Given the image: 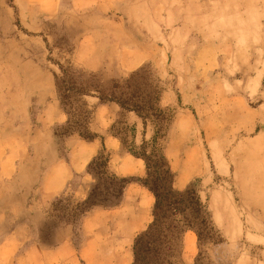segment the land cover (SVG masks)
I'll return each mask as SVG.
<instances>
[{
  "label": "rangeland",
  "instance_id": "374dc122",
  "mask_svg": "<svg viewBox=\"0 0 264 264\" xmlns=\"http://www.w3.org/2000/svg\"><path fill=\"white\" fill-rule=\"evenodd\" d=\"M75 1L61 0L59 15L37 38L23 33L24 26L31 14L40 15L39 8L47 13L51 0H0V34L11 31L12 37H22L30 58L45 46L40 57L54 73L52 92L67 118L54 128L60 153H68L69 140L80 139L76 130L86 129L100 144L102 138L117 137L119 145L105 147L111 156L109 174L142 183L146 164L132 153L141 152L144 139L151 141L156 115L164 135L159 147L172 170L169 182L176 192L195 191L202 205L197 212L193 196L184 198L174 264H264V0H78L74 12L70 6ZM186 1L197 4L188 13ZM88 18L100 43V50L90 46L86 61L94 70L81 67L76 58L81 26ZM5 61L13 63L9 54H0L4 75L12 71L3 67ZM17 87L9 83L5 88ZM102 97L137 106L143 116H151L147 129L136 112L102 102ZM99 102L116 108L106 130L96 120ZM14 103L0 100V202L5 191L15 193L22 169L19 159L5 164V152L33 140L21 131L24 109ZM28 118L36 121L35 115ZM121 169L140 175L124 177ZM80 180L74 176L66 193L51 203L39 231L15 203L0 205V222H7L0 227V264H118L128 250L134 264L135 240L154 222V208L149 226L131 244L119 245L115 239L122 235L128 242V230L118 231L115 218L107 226L100 215L90 226L85 223L94 208L82 204L97 180L88 172L83 197ZM101 185L109 187L110 181ZM176 220H183L182 215ZM67 227L73 250L53 252L63 236L57 238L56 229ZM92 232L95 239L85 252Z\"/></svg>",
  "mask_w": 264,
  "mask_h": 264
},
{
  "label": "crops",
  "instance_id": "0c3cea01",
  "mask_svg": "<svg viewBox=\"0 0 264 264\" xmlns=\"http://www.w3.org/2000/svg\"><path fill=\"white\" fill-rule=\"evenodd\" d=\"M77 3L78 0L70 6L74 12L79 9ZM193 6H197V4H189V1L184 2L185 13H188L189 10H194ZM59 8H61V0H51V7L47 13L45 9L41 10L39 8L40 15L38 13L36 17L34 14L29 16L30 20L26 21L23 33L36 34L37 38L38 36L42 37L45 35L49 23L59 15ZM40 16L41 18L37 19ZM86 20L83 19V21ZM91 21V18H88L87 22L82 23V33L80 34L78 49L76 50V58L81 63V67L94 70L97 67L87 65L86 61L90 52V46L96 45L97 49L100 50V43L94 40L96 27L91 24ZM21 23L23 24L22 20ZM5 32L4 35L0 34V38L7 37V40L9 38L12 39L8 41L4 39L0 40V54H5V56L9 54L10 61H13V63L7 64L5 61L6 64H3L4 68L11 69L12 71L5 75L0 73V100H4L5 102L15 101L14 105L16 107L24 109V112L21 114L23 121L20 128L24 135L27 133L32 134L33 140L31 142L23 141L17 148H10V150L5 152V164H12L13 161L15 162L19 159L22 169L21 173L16 175L15 193L11 190L9 193L5 191V201L0 202V205L5 207L8 202L11 205L15 203L21 213H27L31 223L30 226L39 231L45 225L46 210L53 201L66 193L73 177H80L81 183L79 189L82 191L83 197L87 188L89 164L95 155L98 154L100 147H106L111 142L119 145L120 140L117 137H110L107 140L102 138L100 144L97 139L86 141L79 137L80 139L68 141L70 145L69 151L66 155H62L55 141L54 128L56 125L66 123L67 118L63 116L56 95L52 92L54 90V73L47 67L44 60H41L42 57H40V55H44L45 46L40 45L38 47L40 54L33 53V57L30 58L28 53H25L26 49L21 45L20 40L22 39L19 40L22 37H12L11 31L10 34H5ZM14 68L16 70H13ZM9 83L18 86L15 91L5 88ZM91 99L93 98L91 97ZM14 105L12 104L11 107ZM4 106L6 107V104ZM115 109L112 105L101 104L100 102L96 104V120L102 130L108 128V120L114 116ZM34 110L35 112H33ZM32 115L36 116L35 122L32 119L29 122L28 117L31 116L32 118ZM134 160L144 162L137 157ZM120 175L134 177L139 176L140 173L133 170L125 173L121 169ZM4 178H6L5 175ZM154 205V195L142 183L132 182L127 185L119 206L114 207L113 210L94 208L87 213L85 223L90 226V221L100 215L101 224L107 226L108 221L115 218V225L118 231L123 227L128 230V242L121 235L115 239L116 242L114 241V243L124 246L129 245L134 237L144 231L152 222ZM4 212H6V208H4ZM6 224V220L1 221L0 227L3 225V228H5ZM71 234V229L68 227L56 229V237L63 236L53 245V252L59 250L71 253L74 246ZM89 235L90 237L87 238L88 240L86 239L83 246L85 252L88 251V248L95 239L92 237L94 236L93 232ZM38 240L40 242V238ZM8 243L6 241L4 244L7 245ZM191 243L192 238H189L188 244L191 245ZM122 249L125 250V248ZM46 250L48 249L42 250V256H40L43 262ZM114 254H120V252L116 251ZM123 255V258L117 259L118 264H131L133 260L132 253L128 250Z\"/></svg>",
  "mask_w": 264,
  "mask_h": 264
},
{
  "label": "trees",
  "instance_id": "16d2710c",
  "mask_svg": "<svg viewBox=\"0 0 264 264\" xmlns=\"http://www.w3.org/2000/svg\"><path fill=\"white\" fill-rule=\"evenodd\" d=\"M100 99L102 102H116L124 110L136 112L143 120L145 129H147V121L151 116H143L137 106L116 97H102ZM155 117L156 126L151 141L148 142L144 139L143 145L140 147L141 152L132 153L145 162L147 178L142 184L154 195L156 200L154 222L146 233L135 240L134 264H174L173 259L176 257L175 252L181 233V223L184 222L185 196H191V198L193 196V200H196L195 206L199 207L197 212L202 207L200 200L196 199L195 191L188 189L183 193L176 192L169 182L170 177H172V170L163 154V148L159 147V140L164 138L163 126L159 117L156 115ZM75 133L86 141H93L96 138L86 129L84 132L73 131V134ZM110 162L111 156L106 155V148L103 146L102 152L93 159L88 167L89 174L97 180V184L92 186L87 199L82 204L86 209L95 207L114 208L120 205L124 191L130 182L109 174ZM105 179L110 181V186L102 188L101 181ZM179 215H182L183 220H176ZM185 221L188 222V220Z\"/></svg>",
  "mask_w": 264,
  "mask_h": 264
}]
</instances>
